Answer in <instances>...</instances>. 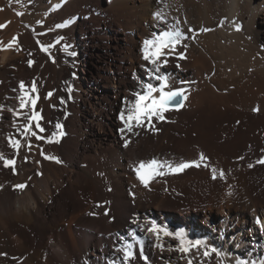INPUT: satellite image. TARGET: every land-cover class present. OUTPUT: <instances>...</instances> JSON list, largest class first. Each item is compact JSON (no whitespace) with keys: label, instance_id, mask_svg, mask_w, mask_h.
Listing matches in <instances>:
<instances>
[{"label":"bare ground","instance_id":"1","mask_svg":"<svg viewBox=\"0 0 264 264\" xmlns=\"http://www.w3.org/2000/svg\"><path fill=\"white\" fill-rule=\"evenodd\" d=\"M0 25V153L16 160L15 173L0 161V264H264V0H0ZM176 30L186 39L157 74L186 90L185 106L153 118L154 129L121 133L119 114L135 93L161 83L147 71L143 42ZM80 41L97 60L81 90L77 72L67 87L63 64ZM33 81L45 131L33 125L44 139L30 137L29 150L21 130L31 106L21 110L18 97ZM57 123L65 135L49 143ZM10 137L21 140L18 154ZM201 153L208 167L162 168L150 189L132 169ZM211 168L225 177L212 179ZM18 183L29 187L20 193ZM152 221L223 255L182 253L174 236L148 231ZM128 244L135 255L125 259Z\"/></svg>","mask_w":264,"mask_h":264},{"label":"snow or ice","instance_id":"2","mask_svg":"<svg viewBox=\"0 0 264 264\" xmlns=\"http://www.w3.org/2000/svg\"><path fill=\"white\" fill-rule=\"evenodd\" d=\"M18 15H23V13H18ZM159 16V13L156 14ZM66 24H59L56 25L57 28L66 27ZM0 27H3L0 25ZM237 31H240L239 26L236 28ZM182 39H186L183 36V33L179 30L176 31H164L158 35L154 34L152 39H146L143 47V59L148 61L152 67L147 69L148 73H150L151 78L161 83L159 86H154L152 83H146L142 85V92L135 93V99L131 103L130 108L127 112L121 111L119 114L120 120L123 122L124 127L120 129L121 133H124L125 130L128 132H132L134 128H144L147 127L149 129H154L153 125V118L159 119L163 121L165 119L164 114L168 112L170 109L179 110L185 106V101L187 100L186 90L184 88H176L171 89L169 88V77L165 74H157L160 73V68L162 65H167L168 60L167 56L171 55L175 52L177 45L181 43ZM60 41L57 40L56 43ZM16 38H13V41L10 42L7 47L13 48V45L16 44ZM55 45H48L44 46L41 44V50L48 52L49 48L54 47ZM186 47V46H185ZM19 51V47L16 48ZM167 50V51H166ZM65 51H67V45H65ZM69 55L75 56L76 53L70 52ZM161 57H165L163 60ZM180 59H186L184 53L179 54ZM34 61L29 60L28 64L31 66ZM179 67V65H176ZM19 88L21 90L25 89V84L23 81L20 82ZM167 89V90H166ZM71 88L68 89L71 92ZM37 92V85L35 81H33L30 85V91H23L22 95L18 97L19 99V108L29 109V105L31 106L29 112L26 114L27 122L24 124L22 134L25 138V142L27 143L30 137H35L36 139H44V137L38 135L37 131L34 130L38 129L40 133H43L45 129L40 125V120L43 117L40 115V112L36 111V102L39 98L36 96L33 98L30 93ZM52 93L47 94V98H50ZM64 101L61 100V103ZM258 110V109H257ZM15 111V110H14ZM16 115H21L20 112H16ZM56 129L59 131L53 132L51 134V138L48 139L49 143L52 142H59V137L65 135L62 130V125L57 123L55 125ZM138 135V133H136ZM129 141H125V147L128 146ZM10 146L16 150V153H19L21 148V140L15 138H9ZM27 147L29 150L31 149L32 145L27 143ZM41 154H43L41 152ZM46 159L55 160L57 163L61 161L54 156H46ZM0 161H2L3 166L5 168H11L12 171L15 173V165L16 160L6 158L2 153H0ZM207 158L203 153L199 155V160L194 161H187V162H180L176 163L175 165L171 163H161L156 159L151 160L148 163L140 162L138 167L135 169L136 175L140 182L145 186L148 187L149 182L154 179L156 176H162L165 173L161 171L162 168H167L170 173H181L185 169L190 167H201V162H204L203 166L208 167ZM259 163L264 164V160H260ZM251 167V165H249ZM225 172L223 170H218L216 168H211V177L212 179L224 178ZM29 185L27 183H18L13 186L14 190L24 193ZM2 189V186H0ZM134 195V194H133ZM257 223H260L257 220ZM149 232L156 234L157 239H159L160 233L162 232L164 236H174L177 240H179V248L178 250L182 253H190L193 249L199 251L201 248H205L206 250L203 252L205 257L211 256L215 253L217 256H222L223 253L219 252L216 248H211L208 250V246L205 244L203 240L200 239H188L185 230L180 229L179 231H169L166 227L162 228L161 226L157 225L155 221H152L151 227L148 228ZM157 247H161L162 245H157ZM125 252V259L134 257L135 253L132 251V245L128 244L124 249ZM145 262L148 261V257H143ZM189 264H192V261L189 260ZM236 264H248L245 260H237Z\"/></svg>","mask_w":264,"mask_h":264},{"label":"rangeland","instance_id":"3","mask_svg":"<svg viewBox=\"0 0 264 264\" xmlns=\"http://www.w3.org/2000/svg\"><path fill=\"white\" fill-rule=\"evenodd\" d=\"M155 18V17H154ZM166 19H164L165 21ZM75 48V49H74ZM90 49L91 48V44L84 42V41H80L77 42L76 44H74L73 46H71L67 52H64L63 55V64L65 66L66 70V76H67V87L68 86H72L74 85V80H75V72H77V80L79 83V85L77 86V88L79 90H81V87H83L84 83L88 82L89 78L92 77V75L94 74L96 68L93 65V61H97L96 57H93L92 54H90ZM73 50V51H72ZM81 50V51H80ZM76 51V52H75ZM70 52H74L76 53V55L73 57L71 55H69ZM100 60H104V57L100 58ZM100 63V62H99ZM70 64V65H69ZM86 64V65H85ZM85 65V66H84ZM75 66V67H74ZM86 67V68H85ZM163 67V66H161ZM72 68V69H71ZM85 69L86 73H84L82 70ZM163 69V68H162ZM74 70V71H73ZM164 70V69H163ZM74 74V75H73ZM85 76V78H84ZM73 77V78H72ZM71 82V83H70ZM86 85V84H85ZM113 122L116 125V120H113ZM94 135H91L90 137H93ZM133 170L136 169V167H132ZM200 186L195 187V190L197 191V193L199 195L204 194V192L206 193V189L208 187V185L204 184H199ZM112 189V187L108 188ZM148 189H150V187H148ZM203 189V190H202ZM110 192V190H109ZM228 194H231V190L228 191ZM181 196V197H180ZM186 195H179L178 198L182 199H178L181 203L186 204V202H190L189 199L191 200L190 197L186 196ZM131 204L132 205H136V200L132 199L131 200ZM143 229V226L141 227ZM140 228V229H141ZM135 229H139V225H135ZM141 229V232L145 233L143 230ZM96 230V229H95ZM92 233H94V231H92ZM111 234V233H110ZM109 234V235H110ZM97 235H101L103 236L104 233H100ZM102 261V260H99ZM123 264V262L121 263ZM125 264V263H124Z\"/></svg>","mask_w":264,"mask_h":264}]
</instances>
